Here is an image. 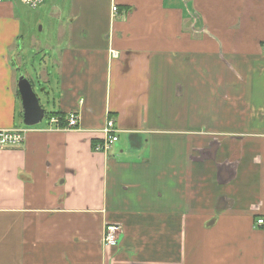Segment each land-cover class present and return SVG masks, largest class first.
Returning a JSON list of instances; mask_svg holds the SVG:
<instances>
[{
    "label": "crops",
    "instance_id": "crops-1",
    "mask_svg": "<svg viewBox=\"0 0 264 264\" xmlns=\"http://www.w3.org/2000/svg\"><path fill=\"white\" fill-rule=\"evenodd\" d=\"M17 3L0 128L26 132L0 147V264H264V0H45L37 34ZM27 43L44 112L77 128L23 123ZM107 118L118 139L95 151Z\"/></svg>",
    "mask_w": 264,
    "mask_h": 264
},
{
    "label": "built area",
    "instance_id": "built-area-1",
    "mask_svg": "<svg viewBox=\"0 0 264 264\" xmlns=\"http://www.w3.org/2000/svg\"><path fill=\"white\" fill-rule=\"evenodd\" d=\"M4 1V0H0ZM28 7L35 8L42 4L45 0H18ZM112 10L116 11V6H112ZM110 56L116 57L117 52L110 49ZM45 116V115H44ZM80 115L76 110L67 112L64 116L49 115L48 129L70 130L78 127ZM102 133L101 141L94 144L95 151L106 152L118 139V129L115 127L114 120L107 118L104 125L100 129ZM26 130L23 128H0V147L18 146L24 140ZM263 219H257V223H262ZM121 232V225L116 222H105L102 242L107 246H115L118 243V235Z\"/></svg>",
    "mask_w": 264,
    "mask_h": 264
},
{
    "label": "rangeland",
    "instance_id": "rangeland-1",
    "mask_svg": "<svg viewBox=\"0 0 264 264\" xmlns=\"http://www.w3.org/2000/svg\"><path fill=\"white\" fill-rule=\"evenodd\" d=\"M16 6L17 12H20L23 15L22 19L24 18L22 20V25L25 27L27 26L28 28L30 26L33 30V33L37 34V30L40 26L37 17L41 7L37 6L35 8H31L21 3H17ZM43 53L44 52L38 53L37 49L32 48L31 46H29L28 43L24 45L22 52H19L22 61L19 62L18 76L20 74H23L26 77L30 78L33 82L32 86L38 94H40V85H42V82H40L38 75H40L39 71L42 67L41 58L44 56ZM40 103L42 104V106L45 107V110L48 112L49 106L42 97ZM47 112H45L46 116H44L38 124H35L36 126L42 125L47 121Z\"/></svg>",
    "mask_w": 264,
    "mask_h": 264
},
{
    "label": "water",
    "instance_id": "water-1",
    "mask_svg": "<svg viewBox=\"0 0 264 264\" xmlns=\"http://www.w3.org/2000/svg\"><path fill=\"white\" fill-rule=\"evenodd\" d=\"M17 88L23 106V123L25 125H35L39 123L44 117V108L31 82L23 74L17 77Z\"/></svg>",
    "mask_w": 264,
    "mask_h": 264
},
{
    "label": "trees",
    "instance_id": "trees-1",
    "mask_svg": "<svg viewBox=\"0 0 264 264\" xmlns=\"http://www.w3.org/2000/svg\"><path fill=\"white\" fill-rule=\"evenodd\" d=\"M45 116H46V113L44 114ZM52 115V114H51ZM48 117V116H47ZM60 117H62V116H60Z\"/></svg>",
    "mask_w": 264,
    "mask_h": 264
}]
</instances>
